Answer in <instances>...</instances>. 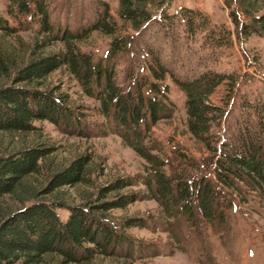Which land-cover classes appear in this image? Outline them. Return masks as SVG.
I'll list each match as a JSON object with an SVG mask.
<instances>
[{
	"label": "trees",
	"instance_id": "trees-1",
	"mask_svg": "<svg viewBox=\"0 0 264 264\" xmlns=\"http://www.w3.org/2000/svg\"><path fill=\"white\" fill-rule=\"evenodd\" d=\"M171 1L119 0L118 14L130 27L140 30L156 15L166 16L164 12ZM228 2L231 7L234 4L230 15L238 37L264 34V0ZM9 3V12L38 16L42 27L31 50L19 49L16 43L0 42V78L9 81L0 82V136L5 132L36 135L33 140L20 136L17 144L1 148L0 264L84 263L99 256L125 257L116 264H133V253L142 243L127 228L145 226L148 218L130 215L116 220L111 210L125 208L141 197L157 199L169 217L187 214L197 223L196 206L208 219L216 215L214 202L222 189H217L208 176H189L186 165L173 167L172 174H168L165 169L168 160L147 142L152 126L171 110L170 87L165 81L170 72L164 62L155 56L154 62L149 63V73L128 90L117 83L110 57L115 49L128 44V36L118 35L121 27L108 2L103 0L100 16L83 32L64 29L59 32L44 0H9ZM183 14L190 25L202 15L192 8ZM93 30H101L113 38L108 57L96 60L92 52L82 50L80 42ZM0 34L15 35L25 44L18 27L10 25L2 13ZM57 39L64 44L61 49L46 53L36 50ZM61 68L73 75L87 94L100 101L103 114L114 116L126 142L147 160L145 173L115 175L96 186L90 169L91 153L78 154L63 166L47 160L59 147L50 142V137L41 139L42 129L36 121L49 119L58 125L72 126L82 117L62 87L47 81L53 71ZM235 79L233 74L214 70L187 79L174 76L186 92L191 133L215 153L218 183L236 189L238 182H244L248 189L264 194V104L257 109V129L247 126L239 130L231 149L219 146L213 131L225 110L210 95L221 83L233 87ZM184 163L189 165L187 161ZM66 185L76 188L85 185L94 190L81 191L80 201L70 200ZM135 185H145V192L126 189ZM61 208L68 210L67 216H61Z\"/></svg>",
	"mask_w": 264,
	"mask_h": 264
},
{
	"label": "rangeland",
	"instance_id": "rangeland-1",
	"mask_svg": "<svg viewBox=\"0 0 264 264\" xmlns=\"http://www.w3.org/2000/svg\"><path fill=\"white\" fill-rule=\"evenodd\" d=\"M44 1L59 32L62 29L83 32L103 11V0ZM106 1L120 24L118 35L128 36V44L115 49L110 57L117 83L125 90L134 87L149 73V63L154 62L155 56L160 57L170 72L165 81L170 87L168 105L171 110L152 126L147 142L156 146L158 150L154 151H162L160 154L168 160L165 166L168 174H172L173 167L186 165L189 176H208L217 189H222L214 202L216 215L211 219L195 207L197 223L187 214L167 216L159 201L151 197H141L125 208L111 210L116 220L130 215L148 218L145 226L127 228V232L142 243L139 246L142 249L137 248L133 253V264H264V194L248 189L244 182H238L240 187L237 185L236 189L218 183L214 171L215 153L191 133L186 92L174 80V76L187 79L207 70L235 76L233 87L221 83L210 95L211 100L222 104L225 110L213 127L217 144L231 149L237 142L239 130L247 126L257 129V111L264 104V34L238 37L230 15L234 4L231 7L228 0H172L167 4L166 16L156 15L140 30L130 27L119 16V0ZM9 4V0H0V13L9 19L10 25L18 27L25 44L10 34H0V42L16 43L19 49L30 47L31 50L34 41L40 38L41 22L35 15L9 12ZM188 8L202 14L191 25L183 14ZM112 39L101 30H93L80 46L92 52L97 60L111 53ZM62 47L63 42L57 39L36 50L46 53ZM4 81L9 82L7 78H0V82ZM47 81L61 86L82 116L81 121L72 126L58 125L49 119L36 121L42 129L41 139L50 137V142L59 147L47 160H53L55 166H63L78 154L91 153L90 169L96 186L115 175L146 172L147 160L126 142L114 116L103 114L100 101L87 94L73 75L61 68L53 71ZM20 136L33 140L36 135L5 132L0 136V152L3 146L17 144ZM145 188V185H135L126 189L143 193ZM65 189L68 199L76 201L82 200L81 191L94 190L85 185L78 188L66 185ZM59 212L64 217L68 214L63 208ZM117 260L124 261L125 257L99 256L91 262L68 264H116Z\"/></svg>",
	"mask_w": 264,
	"mask_h": 264
}]
</instances>
